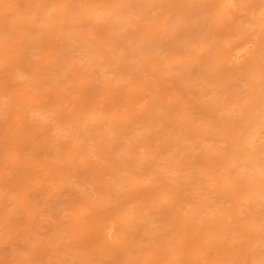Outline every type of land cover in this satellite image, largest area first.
Wrapping results in <instances>:
<instances>
[{
  "label": "bare ground",
  "instance_id": "6f19581e",
  "mask_svg": "<svg viewBox=\"0 0 264 264\" xmlns=\"http://www.w3.org/2000/svg\"><path fill=\"white\" fill-rule=\"evenodd\" d=\"M15 1L13 0H11V2L10 0L6 1V2H9V4L11 3L13 5H9L8 3L6 4L5 2H3L5 4L3 5V3L0 2V50H2L3 52V49L6 46L5 41L9 42V40L12 38L14 39L15 42L17 41L18 43L17 47L22 48L23 50L26 48L34 49L37 45L41 43H42V48L40 49L39 47H37L36 48L37 51L35 50L36 52H32V54L39 56L38 60H33L34 55L32 56L31 54L28 55V52H27L28 56L27 55L24 56L22 51H19L18 53L15 51L14 53H17V54L14 55L12 53L13 57L11 59L7 57L8 59L5 58L6 63L5 64L1 63L2 75L0 77V120H3V122L6 120L8 121L4 123L2 127H0V130L4 127V129H8V132H9V129L10 130L12 129L13 131L10 134L7 133L8 135L6 134V136H4L3 138L0 137V169L2 168L5 169L3 170L4 171L3 174L7 173L6 171L7 168L9 169L8 172L10 173V171L15 168H16L15 170H17L18 168L17 166H20V165L24 166V169L30 170V172L26 175V177L24 174L27 173L26 172L27 170H24L25 173L21 174L22 176L24 175L23 176L24 178L18 175L20 176V180L22 181V182L21 181L19 182L23 183L21 184L17 181V183L20 184V188L14 184V182L17 180L15 179L16 177H11L10 181L5 180V182H1V181H4L2 179H5V178H2V179L0 178L1 185L3 186L1 187L0 185V194L2 195V196L0 195V204L2 206V202H3L4 205L5 204L7 205L8 209L12 207L13 209L12 208L11 209L13 211L11 210V213L15 214V217L18 216V218L16 219L13 218L14 216L11 213H9L8 210L6 209V205H5V208L0 207V214H1L0 215L1 216L0 217V235L1 237L2 235L5 236L6 238H4V240L5 239L7 240L6 241L7 245L4 247V249L6 250L10 245L12 246V247H9L12 249L10 250L7 249L6 252L8 251L7 253L14 254L13 256L10 255L13 257V259H14L15 254L17 253L18 254L16 256H19L21 258V256L19 255L21 251L19 250L20 249L19 247L24 245V242H28L27 245L29 244V246L25 248L26 247V244H25L24 247H21V248L27 249L26 250L27 253L29 252L28 251L29 248L31 249V251H33L32 246L35 245L36 240L37 241H39V239L41 240V238L39 239L36 238L38 236V235L36 236V234L39 233L38 230H40L38 227H40L42 233L44 231V234L47 235L46 236L48 237L47 240L49 239V237H50L49 241L52 240L51 245H53L55 241L57 242L61 240V242L59 241L57 243L58 245L56 246V250H55L56 256L53 251L54 257H52L53 255L50 250H49L50 253H48L49 255H46L47 253L45 251L46 249L44 248V246L45 247L47 246L44 245L45 243H43V241L42 242L40 241V243H43L44 245L43 247L38 245L39 243L36 242L37 245L40 246L39 248L42 249L41 251L43 252L44 250V254H43L41 253V251L39 252L40 249L37 250L34 248L35 251L37 250L36 253L38 252V254H40L41 257H45L43 258L44 260L40 258V260H43V261H45V259L46 260L49 259L51 256L50 259L55 262H56V259L59 260L63 258L64 260L73 262V264H75L76 262L77 264H81L82 262H85V264H235V263L247 264V262H252L256 258L255 263L253 261V264H263L264 263V247L262 249H259L261 250V252H259L260 256L255 254V252H257L256 251L257 248H254L250 252H248L249 257L247 261H241V257L239 256L238 257L232 256L234 255V253H232V251L234 250L230 245H227V242H226L227 241L226 239L229 238V236H226V235H229V233H225L224 231L219 232L217 230L222 225L217 226L216 225L217 223L213 222L215 219L211 218L209 215V214H212V216L215 217L217 211L216 210L212 211V209H209V207H211V203L204 201V199H206L208 196H211V192L213 191L215 187L223 188L224 191L226 189H230L228 192H225V197H224L225 202L227 203V204L224 203V210H226L225 219L227 220V223H231L235 220H237V222L238 220L239 222L240 220L241 221L245 220L244 222H246L248 217L253 218L252 222L256 221L254 215H256L255 213L257 211H260V209H262L259 204V200L261 201V199L264 198V184H262L261 182V178L262 176H264V156H261V154H264V149H260L258 151H256L255 149L257 148L256 140L257 142H259L258 147L260 146L261 143H264V140L260 139L261 136H264V131L261 132V129H263V125H261L260 122L257 121L253 117L254 119H252V122H250L246 126L245 124L246 116L244 114L243 117L240 118L242 120L239 122L240 124H238L239 128L237 129V125L235 126L237 129V133L233 137V144H234L233 147H236V149H235V152L231 153V151L233 150L232 148V150H230L231 155H228L229 157L228 159L227 158L226 159L227 161L230 162L231 165L232 163H235L237 168H243L247 166L249 163H254L253 165L254 168L251 172L254 174L241 176V178L245 181L244 185L242 184L240 185V187L235 186V183L237 182L236 181L237 178H234V177L232 178L230 176V172H229L230 164L228 163H227L228 165L223 164L222 166L215 168L216 162H214L213 160L209 158L204 160L206 166L203 168L204 169L203 174L205 175V177L204 179H201V175H196L193 172L191 173L189 172V169L192 165H193L191 167L192 170L194 166L198 165L197 162H194L196 163V165H194V163L189 164L188 162L191 161L189 160L191 158L189 159L187 158L189 161L187 162V159H185L184 162L186 164H184L183 162H180V159L176 160V158L172 159L171 157L172 155H174L173 149L175 151L178 145H180L178 143L181 141H184L185 143L183 144L182 142L181 144L183 145L181 146L187 145V147L189 148V145L190 147L192 145L194 146L195 144L197 145L198 141L195 140L196 138H200L199 141H202L203 139L205 140V138H207L208 140V137L205 136L208 132V131L206 132L207 129H205V132H203L204 133L203 134L201 129L198 130L201 127V125L200 127H197L199 126L198 124L193 125V123L190 122V117H191L190 115L191 114L193 115V112H191L192 106L191 104H189V102H192V101H190L189 98L185 99L186 93H185V96L182 95L179 89L181 80L178 81V78L180 79V76H182L186 72L184 70L188 69L187 71L189 72L190 70L193 69V67L192 68L189 67L191 63L190 64L188 63L189 68L185 67V69H183V67L186 66L185 63H187L185 62L186 60L184 59V63H182L181 61L182 59H180L179 56L177 57V54L175 53L176 51L173 50L171 51L172 52L171 53L169 48L168 47L166 48L168 44L164 43L165 46L163 47H165V49L169 51L168 53H171V56L174 53L173 56L175 55L176 57L175 58L176 64L174 63V65L172 66L173 64L172 62H174V59H173L174 57L172 56L173 58H171L170 54L165 52L166 56H169V59L171 61L170 62L168 60L171 64V65H168V66H171L170 70L173 67L176 68V70L180 69V68L177 69V67H175L177 66L179 61H181V63L185 65L184 66L181 65L182 69H180V73L183 72V74L181 73L182 75L179 73V71L178 72L176 71L177 73L180 74V76L179 74L177 75V73H174V74L170 73V75L162 74L163 72H161L162 70H160L162 68L160 67L161 65L163 66V64L164 65L166 64L165 63L166 59L162 64L159 63L158 65V62H156L154 59H156L155 56L159 53L156 52L157 54L156 53L154 54L153 53L154 51H153L152 52L153 54H150L151 53L150 51L149 53L147 52L148 50H150L149 48L151 47V45L149 47V44H154L152 39L156 40L155 37L157 35L156 33L158 32L157 30L154 29L155 30L154 31L152 29L151 31L150 29L148 33H144L145 31L141 29L142 27L140 25L141 20L134 19L133 21H131V24L133 23L134 25L132 26L133 27L136 26L134 27L136 29H132L133 27L130 29V24H129V26H125V30L121 29L122 31L120 30V28L122 27L118 26L119 31H117L116 25L118 21L115 22L116 23L115 25L114 20H121V17L123 16L121 15V12L124 10V8H122L120 5L122 4L120 3L121 0L120 2H118L119 4L118 6H120V8H116L117 4H115V5H112V7L110 6L107 7L106 5H103V6L100 5L102 8L100 7L96 10L91 9V14L93 13L94 15L95 13V19H97V21H99L100 19L99 23L96 22V20L94 21L90 19L92 15L87 16L89 17V19L87 18V20L84 18L88 10L87 8L86 10L84 9L85 10L84 11L85 14L83 13L84 16L82 14L80 15L81 12H79V14L78 12L76 13L77 15L76 20H74V15L73 16L71 15V13L73 14L72 11H75L73 7H75V5H77L79 2L84 7H88V6L92 7L94 3H96L97 0H64V1L62 0V2L60 3L61 5L59 4V7L56 8L55 10V12L58 10L57 11L58 13L57 12L56 13L59 15L55 13V16L57 15V17H61L60 20L57 22V19H58L57 17H56L57 19H51V16L49 15L50 17H48V19L46 18V21L41 25L42 27L38 23L40 21L39 17L42 16L43 14L42 12L44 11L42 9L44 8L46 10L47 9L46 4L49 3L51 7L54 2H58L57 0L56 1L47 0L48 3L45 1L46 3L45 5H43L39 1L40 2L39 4H34L33 6L30 7L29 12H28L29 15L26 17L24 16L23 19H20V18L17 19L18 14H20V12H23V11L22 9L18 8L20 6H18V3ZM25 1L26 2H24V4L26 5L27 3L26 5V8H27L30 0L29 1L25 0ZM123 1L125 2V0ZM155 1L158 2L159 0H150V2H146L144 4H141L140 6L147 7L150 4V9L148 10L144 9L146 13L147 12L151 13L150 10L157 8V6L162 10V6L160 7L161 2H160V5L159 4L156 5ZM207 1L210 2L211 4L217 5L219 9L221 10L220 14L217 16V21L220 24L218 25L219 28L227 26L229 23H232L233 21H235L237 17H241V16H246V18H244L243 20H247V18H250L254 20V22L257 24L256 27L252 28L244 35L242 34L243 35L242 37L239 36V38L241 37L240 39L235 40V41L233 40L229 41L228 39H224L222 43H220V46L222 49L220 50L222 63L226 62L227 66L231 68L233 67V65L234 67L237 66L236 68L242 67V66L245 67L254 62L255 58L258 56L259 50H260V54L261 53L264 54V48H261L262 44L264 43V33L262 34L260 33V31L262 30L264 31V0L257 4H253L251 6L250 5L243 6L240 4L239 0H207ZM80 3L79 5H81ZM127 3H124V4L126 5ZM31 4L33 3L30 2V5ZM134 4L136 3L134 2ZM79 5H77V9L75 8L77 11H78ZM125 5H123V7L126 8ZM129 6H131V4ZM135 7L136 6H131L129 9L132 10L133 8L135 9ZM109 8L111 10L110 12L108 11ZM50 9L51 8L47 10L50 11ZM40 10H41V15L39 16L38 11ZM52 10L50 13H52ZM82 10L83 9H81V11ZM130 10L128 11L130 12ZM158 10L156 11L158 12ZM161 10L159 12H161ZM164 10L166 12L168 9H163V11ZM144 11H140V12L138 11V12L141 15L145 13ZM124 13L126 16L127 10ZM44 14H46L45 11H44ZM87 15H90V14L88 13ZM104 15L106 17L105 19H104ZM149 15H147L148 18L149 17L151 18V15L150 16ZM154 15L157 16V14H154ZM159 16H161V14H159ZM123 17L122 19H124ZM70 18H72V21L71 20L69 21ZM44 19L45 18L43 17L41 18L42 22L44 21ZM103 19H104V22H103ZM83 20H85V23L93 22L92 29L95 35H93V37L92 36L88 37L87 41L83 43H80V42H76L75 44L69 43L72 47L71 49L66 50V47L63 48L67 52H65L63 49H61V51L62 50L64 51L63 53L61 51H58L60 47H63L59 45V44L62 45L61 40L63 41V39H60L59 44H58L57 43L58 38H56V36L55 37L52 36L51 31L54 33V35L57 34L56 32H58V35H60L59 28L61 26L62 28L66 27L65 31H71L72 29L76 28L78 25H81ZM162 20L164 21L165 19H162ZM121 21H120L121 25H126V23H124L123 21L121 22ZM127 22H130V20H127ZM146 22H148V20H146ZM162 23H158V26L159 24H162ZM147 24L145 23V25ZM163 24H165V22ZM58 25L60 27H58ZM149 26H152L153 28V25H149ZM177 27L179 28V26ZM145 29H146V26H145ZM173 29H177L176 26L172 28V30ZM40 30H43L46 36H48L47 35L48 33H51L49 34L51 36L46 37L45 34H42L43 32L42 33L40 32ZM140 30L141 32H143L142 37L144 38L145 36V39L144 41H142L141 38L139 39L143 43L145 42L147 44L146 46L145 44L143 46V43H140L137 37L138 35L141 34V32L140 33L138 32ZM180 30H178L179 34L181 32ZM113 31H115L117 35L116 34L112 35ZM135 31L139 33L138 35H133V36H136L137 38L133 36L130 37L129 35L136 33ZM71 32L73 34L71 36L75 38V40L79 38L77 36L78 34L75 33L76 31L75 32L71 31ZM159 32H158V35H159ZM68 33L66 32L67 35H69ZM84 33L87 34V31L84 30ZM62 34L64 35L65 32L61 33V35ZM124 34L126 36H124ZM160 34H162V31ZM158 35H157V40H158ZM42 36H45V40H43ZM163 36L165 35L162 34V38ZM171 36L172 35H170L169 37ZM173 36H175L174 33H173ZM39 37H41L43 41H41ZM66 37L67 36H65L64 38ZM169 37L168 39L166 37L167 40H165L164 42L169 41V45H171L172 41L169 40ZM182 38L180 37V40ZM65 40L67 41L68 39L67 38L64 39L63 42H66ZM157 40L155 42H157V44L159 45L158 47L164 45L161 42L162 41L161 39H160L161 41L159 40L160 42ZM81 41H84V40H81ZM122 41L123 43L124 42L127 43V46L128 44L129 45L131 44V46L125 47L126 44L125 43L123 44ZM85 43H93L95 44L96 47L93 48L92 50L90 48H78L79 46H82V44H85ZM137 43H140V45ZM114 44L116 45L118 54L119 52L121 53L122 51L121 49H124V51H122L123 53L125 51L131 52V53L127 52L129 56L132 57L131 59H133V55L141 54L142 57H139V60H142L143 57L145 58L147 56V53L148 55H151V57L154 55L155 58L148 57L150 59L143 60L141 66H138L139 69L135 70L136 66L133 69L130 68L127 73L125 72L126 76L124 74L125 77H123L122 73H123L124 66H122L123 64L118 62L119 59L121 58L119 59L117 58V56H119L120 54L119 55L115 54L116 53V51H114L115 48L112 46ZM138 45L142 47L136 48ZM39 46L41 47V45ZM152 46L154 48L156 45H152ZM51 47L55 49H52ZM38 49H40V51ZM73 50H76L79 53H81L83 57L84 56L90 57V58H87L88 59L87 61L90 60V62L87 63V68H89L87 69V71L92 70L91 71L92 74L94 72L96 73V70H97L96 65H95L96 63L99 66L101 65L98 68V71L100 70L103 76L100 75V77L106 76L102 73V70L106 72L107 74L109 73L108 75L111 77H113L110 74L111 71L115 70L116 74L117 72L120 73L115 76L116 80L118 77L126 78L127 83L125 84L123 83L124 90L122 89L123 91H125V93L121 89L118 92V95L120 94V91H121L125 94V95L123 94L122 96L124 97L126 96L125 99H122V96L120 98V95L118 96V99L120 98L121 100H123L122 102L123 104L119 100L117 101V99L114 100L115 93L114 94L111 93L112 96L114 95V99H113L114 102H112L113 100H110L111 99L110 96L109 97L105 96L103 97V99L99 97L100 98L99 99L98 96H99L100 91H102V93L104 92L106 93L105 89L109 90L110 88L105 87L104 89L105 91H103L104 87L97 88V87H94V85H90L91 82H89V80L91 79V77H86L87 81L89 82V83H86V84H89L88 87H86L85 81H82L83 80L82 78L84 77H82L80 81L77 80V77H79L78 75H80V72L76 71L79 73H75L74 71L75 69L72 66L70 68L66 66L67 64L72 65L73 63L71 64V60L73 62L74 58L76 60ZM4 53L2 55H4ZM66 53L69 56V57L66 56L67 58H65ZM63 54L65 55L63 56ZM114 54L116 55L115 56L116 58L113 57ZM260 54H259V58H261L260 56H263ZM120 56L124 57L122 53ZM71 57H73V59H71ZM112 58L117 59V61H111ZM177 58H179L180 60L177 61ZM81 59L82 57L80 58V60ZM0 60L4 61L2 58ZM82 60L84 61V59ZM135 60H137V58ZM76 62L78 61L76 60ZM76 62L74 63L76 64ZM169 62H167V64ZM181 63H179V65ZM77 64L76 66L77 68H79ZM88 64H90L89 67H88ZM111 64L114 65V68L112 67L113 65L111 66ZM91 65H95L93 67H95L96 70H93V67ZM132 65H135V64L132 63ZM81 66H85V65H81ZM80 68L82 69L84 67H80ZM80 68L79 70H81ZM85 68L83 69L84 71H86ZM205 70L206 69L202 68V72H203L202 74H205L209 78L210 76L207 75ZM84 71H81L82 72L81 75L85 73ZM165 71L167 72L169 70L167 69ZM91 72L89 73L90 75H91ZM146 73L150 74L151 76L154 75L153 77L155 78L157 75L159 76V78L157 77L155 80L157 82H155L154 87H151V84L149 83V81H146V79H144L143 76H145ZM96 74H97V77H99L98 76L99 74L98 73ZM96 74H94V76ZM187 74H186L187 77L185 79L186 84H185V81L181 82L182 90L183 88H185V85L190 86V83L193 81L192 79L195 78V76L192 75V73H190L189 76L190 77L192 76L193 78H191V80L188 81L189 78ZM94 76L92 77L94 78L93 81H95V77H96ZM184 78H181V79L183 80ZM202 78H203V75H202ZM71 79L72 80L75 79V82L73 83ZM153 79H150V80L152 81ZM122 80L120 79L119 82L121 83ZM194 80H196V83H197V80H198L197 76ZM205 80H208V79H205ZM213 80H215V78ZM176 81H178L179 84ZM111 83H114V82L110 81L109 85ZM156 83L158 84L157 89H156V85H157ZM203 83L204 82L202 81L200 85L201 88L205 84ZM116 84L118 85V83ZM198 84L200 83L198 82ZM109 85L106 84L107 87H109ZM110 87L113 88V86L111 85ZM80 88H83V90ZM198 89L200 90V88ZM187 90L189 92V88H187ZM210 90L212 91V88ZM11 92L13 94L15 93V95L10 96ZM211 93L213 96H216V97L219 94V92H211ZM221 94L223 95L225 93H221ZM232 94L235 95L236 92ZM102 95L103 94H101V96ZM198 95H195V96L197 97ZM222 95L221 97L218 95V98H215L213 96L208 97L210 99L215 98L214 99L215 104L213 101H212L213 103L210 100L208 101L213 106H215L218 102L222 101L221 99L224 96ZM196 97H190V98L195 102ZM208 98L205 97L206 100ZM234 98L236 99V96ZM106 99H109L110 102L112 103H109V105H107L108 102L106 103ZM25 104L26 106H24ZM205 104L206 106L205 105L204 107L202 106L201 109L207 110L206 107L208 105L207 103ZM116 105H119V107L123 106V108H126L125 110H127L128 115L124 116L125 111H123L124 114L122 112H118V108L116 107ZM218 105L219 104H217V106ZM152 108H154L157 111V114L153 112V114L155 113L156 116L153 114L151 116V114L148 113L149 111L152 112L154 110V109L150 110ZM246 110L248 109H245V111ZM147 113L150 116L147 115ZM10 114H13V116L12 115H11L12 117L7 116ZM202 114H205L206 118L209 116L208 118L213 119V117H210V115L206 111L205 113H202ZM263 114H264V111H263ZM118 115H120V117L123 115V117L118 119L119 118ZM252 115L253 114H251V116ZM191 120H192V117H191ZM215 121L213 120L214 123ZM224 121L226 122V119ZM8 122L9 123L12 122L14 124L10 123L9 127H7L6 125L9 124ZM152 122H155V123H152ZM154 124H155V127L152 126ZM121 125H123V127H121ZM148 125H150V127ZM195 125L197 126L195 127ZM211 125H213V123L209 124L208 126H211ZM142 127L143 128L146 127V128L143 129ZM153 127L155 129H153ZM121 128L123 129L125 128L124 130L126 131L121 132ZM202 128L204 127L202 126ZM60 130L63 131V134L65 133L64 135L66 136L65 139L62 137L63 135L60 132ZM137 130L138 131L142 130V131L138 132ZM132 131L135 132L136 135L138 134L137 135L138 138L136 135H134ZM20 132L22 134L23 132L26 133L29 138L33 136L35 139L39 138L40 140H38L37 143L34 142L35 144L25 145L24 140L26 141H29V140L27 139V135L26 137L24 135L26 139H24V137L22 138L21 136H20L21 138H18L19 137L18 135ZM59 132L62 135L61 137L64 140L60 138ZM125 132L127 133L126 135H128L129 133L130 136H132L131 134H133L136 137L128 136L127 138H129V140L127 139L126 141V142L129 141L128 143L126 142H124L123 144L117 143L118 142L117 139L119 140L122 139L121 135H123ZM178 134L180 136L183 135V138L179 139L180 136L179 138H177ZM174 135H176V137ZM139 137L143 141H141ZM150 137L152 139V140L150 139L151 141H149ZM32 138L30 140H32ZM101 139H105L106 141H103ZM163 139H165L166 143L165 141H163ZM223 139L224 138H219V141L221 140L223 141ZM185 141L188 143H195V144L188 145ZM204 142H207V141L205 140V141H202L201 143H204ZM37 144L39 146H37ZM117 146H120V148L122 147L123 149L126 148L127 153H128V150H130L129 152H132V153L135 151L134 155H135V159H136V156L138 159L136 164H138L139 171H137L136 168L131 169L132 163H130L131 166L128 168V165L130 164H127V168L128 170L129 169L131 170V173H129L128 170H125V171H128L127 173L125 172V175L122 173V170L120 168L121 167L126 168V166H123V164L120 161L114 162V160L116 159L117 161L118 158L116 157L113 160L112 157H114V155L116 154L120 159L121 155L124 156L123 153L125 150L123 151L122 149L121 150L118 149L120 152L115 153L116 151H118L116 149ZM193 146L192 148H195ZM22 147L24 149L29 148L30 152L28 153ZM184 148L186 149V151L185 149H183V147L181 151L183 150L185 153L188 151L194 150L193 151V153L195 152L194 157L200 154L201 152V151H198L199 152L198 153L196 151L198 150L197 148L196 149L190 148L191 150L186 147ZM113 149L115 150L114 152L112 151ZM136 149H139V150H136ZM22 150L26 152L24 154L18 153L19 151L23 152ZM119 153L120 154L122 153V154L120 155ZM132 153H131V156H133ZM182 153H180V155L179 153L175 155L180 156V157L182 156L187 157L188 154H190L189 152L188 154H185V155H183ZM193 153L190 155L193 156ZM103 154L104 155L106 154L105 155L106 157L109 154L110 156L108 155V158L109 157L110 158L107 159L106 157H104ZM96 155L98 156L103 155L102 157L106 158V161L103 162L104 164L102 162H99L100 159ZM125 156L126 158L131 157L128 154ZM125 156L123 157V160H125ZM25 157L29 158L30 165L32 163V166L29 165V168L27 166H26L27 168H25V165H22L20 163V161H22V159ZM96 157L98 158V160ZM168 157H169V160L166 161L164 158L168 159ZM200 157H198V159H200ZM92 158L93 159L96 158V160L93 162ZM154 158L157 159L158 162L155 161ZM194 159L191 162L195 161ZM212 159H214V157H212ZM111 161L113 163H111ZM69 162L70 164H68ZM156 162H157V166L158 165L161 166L162 164H163L162 166H164L163 168L162 166L159 167L162 169V171H158V170H157L158 172L156 171L159 174L162 173L163 171L168 172L170 170L171 171L169 174H171L172 169L176 170V171H173L176 174H178L177 172H181L180 170L184 169L182 170L184 173L185 168H188V171L186 169V173L188 172L187 174L189 175L184 173L183 176H180V174L179 175L174 174L175 177L173 176V181L175 179L176 181L175 183L179 184V186L174 184L175 187L177 186L176 188H179V192L175 188H173L175 190L174 192L165 191L167 190L168 185L170 187V183H166L167 180H169L167 179L166 174L168 178H172L168 175V173H165V174L162 173V175L163 174L165 175L163 180H161L160 178H162L164 175L160 177L158 174V176L160 177V178H157L156 176L158 181L155 180L156 179L154 177L155 174H153L154 176L151 175L152 172H154V169L153 168L151 169V167ZM199 162L202 163L203 161L200 160ZM22 163L26 164V162H22ZM105 164H107L106 167H105ZM116 164H119V165H116ZM207 164L209 165V167ZM200 165H203V164H200ZM113 167L115 168L120 167V168L118 170H114V171L112 170L113 172L109 171L108 168L112 169ZM88 169L89 170L91 169V170L89 171ZM198 169L199 168H197V170ZM232 170L234 169L232 168ZM14 171H12L11 174ZM137 173H142V175L147 173V176L149 175L150 178L153 179V181L154 180L156 181V183L154 184L155 186L152 185L153 181L152 182L150 181L151 183H149V180H151L149 178H148L149 180L147 179L148 181L147 183L146 181L143 182V180L145 179L141 178L142 175L136 176L135 174ZM82 174H85L83 175L84 176L83 178L81 176ZM106 174H108L109 176ZM104 175L108 176V178L106 177L107 178L106 179ZM185 175H187V177ZM85 176L86 177L88 176V177L86 178ZM134 176L138 177L137 179L142 180L141 181L142 184L145 183V185L147 186L145 189L144 184L142 185L140 184L141 183L140 181L138 180L136 181V183L138 182V184H140L142 192L141 190L138 191L136 188L135 190L137 191L135 192V190L133 191V188L130 187V184L131 185L134 184L132 185L134 187L137 185L136 183H133L135 179ZM177 177H178V180H177ZM129 178L131 179L130 184L129 186H127L129 183ZM165 178L167 180H165ZM198 178H199V181L201 182L195 180V179L198 180ZM164 180H165V183L168 184L165 187L164 185L166 184L164 183ZM181 181L187 182L186 184L191 182L192 185L191 184L188 186L186 185V187H184L185 186L184 185L182 187L180 185ZM195 181L197 182L196 184H195ZM204 181H207L208 184L211 185L209 189L206 191V194L204 193L203 187H202V183ZM26 183H27V186L25 185ZM157 183H160L161 186L160 184H157ZM156 184L159 186L157 187ZM10 185L11 186L13 185V187L11 188L9 187L10 189L8 188L6 190V187ZM23 185H25L24 186L25 189L21 188ZM89 186L92 187V189H90ZM203 186L205 189H207L208 187L207 185H203ZM84 188H89L90 191H83L82 193H80V191ZM123 188L125 189L130 188L129 189L130 191L129 190L128 191L135 192V194L131 193L132 195L131 196ZM158 189L164 190L165 196L161 197L162 195L161 196L159 195L160 192L159 194H156V192L154 193V191ZM185 190L189 191V193H186L187 194L186 196H184L185 195L184 193L187 192ZM36 191L38 192L36 193ZM181 192H182V196L180 195L181 196L180 198L179 194H181ZM24 193H27L26 194L27 198L25 197L26 195ZM145 193L146 194L148 193V194L146 195ZM21 194L22 195L24 194L25 196L24 195L23 196L25 198L23 199L22 197V201L21 200L20 201L26 204L24 200L25 199L29 200V201L25 200L26 202H28L29 205L31 203V205L28 206L29 208L28 207L26 208L23 205L20 207H17L19 206L17 204H20V205L23 204V203H20L19 200H18L19 202L15 204V201H17L16 199L21 198L20 197ZM153 194L154 195L156 194V196L158 195L157 196L158 199L156 197L157 200L154 199L155 197ZM171 194L173 198L174 196H176V194L179 196L178 198L180 199L178 200V202L175 201L177 199H174L173 202L172 200L171 201L169 200L171 198L169 195ZM28 195L29 196L35 195V198L34 196L29 198ZM227 195L230 198H232V200L229 199V197L226 198ZM3 197L6 198L5 201L3 200ZM39 198H42V200L39 201L40 200ZM13 200H15L14 203H13ZM33 200L36 201L35 202L36 205ZM7 202L13 206H8L9 204H7ZM201 202H203L205 205H203ZM14 205L16 206V208H14ZM23 207L27 209V212L25 209H23L22 211L21 208ZM30 207H33V209L31 210L32 212L29 210ZM17 208H20L21 210H18ZM14 209H17V211H15ZM34 209L36 210V213ZM74 209H75V212L80 210L77 216H76L77 212L75 214L73 213L74 215L72 214L76 219L69 217L71 216L70 215L71 211H74ZM6 210L8 213H6ZM24 210L27 216L25 217L23 215L24 216L23 218L21 214L20 215L22 217H20L19 213L24 214ZM3 212L5 213L4 214L5 217L3 215ZM19 217L23 220H21ZM82 218L88 219L87 221L88 226L90 223L92 226L95 227V230H96L95 232H97L96 233L97 235L95 234V232H94L95 235L93 234L94 230L89 229V233L91 232L93 236H96V238H99V240L101 239L102 241H104L105 249H103L104 248L103 246H102L103 248L101 249V247L98 246L101 244L97 243V246L93 245L89 249L90 250L89 252L83 253L82 250L80 251V249L84 247L83 246L84 244L79 239H76L75 241L73 239H69L68 233H71V230L68 227L69 223H72V222L75 223L77 222V220L79 222L80 219ZM18 220L22 222H18ZM11 221L13 222L11 223ZM18 223L19 224L22 223L23 226L20 225L22 226V228L19 230L20 233L19 232L15 233L18 231V227H17V231H15L16 226L19 225ZM178 223H180L181 225L178 226L179 225ZM32 224L37 228L36 232L35 231L33 232V230L35 229H33ZM263 224H264V220H263ZM246 225L247 226L249 225L248 229H250V232H252V234L255 235V234L261 233V231H258L255 229L256 227H254V225L253 227L250 226V223ZM24 226H26V228H23ZM45 226H46V230L43 229ZM245 226L240 225L238 232L242 231L243 228L246 229L247 227ZM33 235H35V239H36L34 240L35 242L33 241L34 239ZM221 235H225L226 238L225 236L221 237ZM30 237H33V238H30ZM38 237H42V236H38ZM28 238H30V240L32 239L34 244L31 243L30 240L27 241ZM90 238H91V242L93 243L91 236ZM93 240H95L94 241L95 243L98 242L96 241L97 239L93 238ZM223 240H226V241L223 242ZM77 241H78V244H77ZM260 241L264 245V238H262ZM59 243H61L62 245ZM47 244H50V243H47ZM54 244L56 245V243ZM259 245L261 244L259 243ZM97 247H100V248H97ZM14 248L16 252L15 250L13 251ZM47 248H52V246L50 247L48 246ZM53 248L55 249L54 246ZM54 249H51V250H54ZM83 250L85 251V248ZM10 251L12 252L10 253ZM21 252L24 254L23 251ZM30 252L28 255L25 256L26 259L30 258L31 256L30 254L32 253ZM93 254H95L97 259H95L93 256L92 258H94V260L93 259L90 260V257ZM96 254L97 255L100 254L101 257L98 258ZM58 255L61 256V258L60 257L57 258ZM87 255L89 256V258ZM35 256H37V254H35ZM75 256L76 258L78 257L77 260L76 259L74 260ZM19 257H16L14 259L15 261H13V259L11 262L7 261V264H21L20 261L18 262L16 261L17 258H18L17 260H19ZM71 257L73 258V260L71 259ZM260 258L262 259L261 261H260ZM50 259L49 261H47V263L48 262L52 263ZM88 259L89 261H87ZM8 260H11V258L8 257ZM40 260H37V261H40ZM21 261H22V264L26 263L23 257ZM59 261H60V264H65L63 262H66V261L62 262V260H59ZM45 262L43 263L41 262V263L45 264ZM33 263L34 261H32L30 264H33ZM36 263H39V262H35V264ZM54 264H57V263H54Z\"/></svg>",
  "mask_w": 264,
  "mask_h": 264
},
{
  "label": "rangeland",
  "instance_id": "374dc122",
  "mask_svg": "<svg viewBox=\"0 0 264 264\" xmlns=\"http://www.w3.org/2000/svg\"><path fill=\"white\" fill-rule=\"evenodd\" d=\"M7 1V0H6ZM5 0H0V2H5L6 4L8 3L9 4V2H6ZM9 1V0H8ZM13 1H15V0H13ZM29 1V0H28ZM43 4V5H45L46 3H45V1L47 2V0H30V2H32L33 4H31L30 5V2L28 3L29 5L27 6V8H26V5H27V3H26V5L24 4V2H26L25 0H17V1H15V2H17L18 3V6H20V7H18V8H20V9H22V11L23 12H20V14H18V16H17V19L18 18H20V19H23V17L25 16H28L29 15V9H30V7L31 6H33L34 4H39L40 2ZM43 1V2H42ZM54 1H56V0H54ZM53 1V2H54ZM58 2H54L53 3V5L50 7V4L48 3V4H46V8L49 10V8H51L50 9V11H48L47 9L45 10L44 8L42 9V10H44L45 11V13L46 14H44V11L42 12L43 14H42V16H40L41 15V10L40 11H38V14H39V16L42 18H45L44 19V21L42 22V20H41V18L39 17V24H40V26L46 21V18L48 19V17H50L51 16V19H57V22L60 20V18L61 17H57V15H59V14H57L58 12V10L55 12V10H56V8H58L59 7V4L62 2V0H57ZM64 1V0H63ZM98 1V2H97ZM96 1V3H94V5L92 6V7H90V6H88V7H84V6H82V4L81 5H79V3L77 4V5H79V7H78V11L76 10L77 9V5H75V7H73L74 8V10L76 11H72L73 12V14L71 13V15L73 16L74 15V20H76V13L78 12V14H79V12H81L80 13V15L82 14L83 15V13H84V11L86 10V8L88 9L87 10V13L85 14L86 16H84V18L87 20V18L89 19V17H87V16H91L90 17V19L91 20H96V22H100V19H99V21H97V19H95V13H94V15H93V13L91 14V9H94V10H96V9H98V8H100L101 6L100 5H106L107 7H112V5H115V4H117V6H116V8H120V6H118L119 4H118V2H120V0H97ZM123 0H121V2L120 3H122V4H120L121 5V7L122 8H124V12L127 10V13H126V16H125V13L122 11L121 12V15H123L122 17L124 18V19H122V17H121V20L124 22V23H126V25H121V23H120V21L121 20H114V24L116 25V21H118V23H117V31H119V29H118V26H120V27H122V28H120V30L121 29H124L125 30V26H129V24H130V29L133 27L132 25H134L133 23L131 24V21H133L134 19L135 20H141L140 21V25H141V29L143 30V31H145L144 33H148L149 31H150V29H151V31H152V29L154 30H157L158 32H159V35H158V32L156 33L157 35H158V40H157V35H156V40L157 41H159L160 39L162 40H160L163 44L164 43H167L168 45H169V41H166V42H164L165 40H167L168 39V37L170 36V35H172L171 37H169V40H171L172 42H173V40H174V42L172 43L171 42V45H167L166 46V48L168 47L169 48V50H170V52L171 51H173V50H175L176 52V54H177V57L179 56L180 57V59H182L181 61H182V63H184V59L186 60L185 62H187V63H185L186 64V66H184L182 63H181V61H179L178 62V64H177V66H175V67H177V69L178 68H180V69H182V66L181 65H183L184 67H183V69H185V67H188V63L190 64L191 63V65H193V66H191V65H189V67H193V71L192 70H190L189 72L187 71V70H184V71H186L184 74H183V72H181L180 73V69H178V70H176V68H172L171 70H170V68H171V66H168V65H171L170 64V59H169V56H166V53H168L169 51L168 50H166L165 49V47H163V46H165V44L164 45H162V46H160V47H158L159 45L157 44V42H155L156 40L155 39H152V41H153V43L154 44H149V47H150V45H151V47L149 48L150 50H148L147 52L149 53V51L151 52L150 54H155L156 52L157 53H159V54H157L155 57H156V59H154L156 62H158V65H159V63L160 64H162L164 61H165V59H166V61L167 62H169L168 64H167V62L165 61V65L163 64V66L161 65V67L160 68H162V69H160V70H162L161 72H163L162 74L163 75H170V73L171 74H174V73H177L178 71H179V73L183 76H180V74L179 73H177V75L179 74V76H180V79L178 78V76H177V78H178V81L179 80H181V82H184L185 81V79H186V74L188 75V81H190L191 80V78H193L192 76L190 77L189 76V74L190 73H192V75H194L195 76V78H196V76H197V83H196V80H194L195 78H193L192 80V82L190 83V86L188 85H185L186 84V81H185V88H183V90H182V86H181V82H180V87H179V89H180V92L182 93V95H184L185 96V93H186V96H185V99H187V98H189L190 99V101H192V102H189V104H191V106H192V110H191V112H193V115L191 114L190 116L192 117V120H191V117H190V122L191 123H193V125L194 124H198L199 126H197V125H195V127L197 126V127H200V125H201V127L198 129V130H200L201 129V131H202V133L203 132H205V129H207L206 130V132H207V134L205 135L206 137H208V140H207V138H205V140L207 141V142H204V143H201L202 141H205L204 139L202 140V141H199L200 140V138H196L195 140L196 141H198L197 142V145L195 144V143H188V142H186L188 145L189 144H195L193 147H195V148H192V146L190 147V145H189V148L187 147V145L185 146H181V145H183V144H185L184 143V141H181V142H179L178 144H180V145H178V147L176 148V150L174 151V149H173V154L174 155H172L171 157H172V159H174V158H176V160H178V159H180V162H183L184 164H186L185 162H184V160L185 159H189V158H191V159H189V160H193L194 158V160L195 161H193V162H188L189 160L187 159V162L189 163V164H193L194 162H197L198 163V165H196V163H194V165H196V166H194L193 167V170L191 169V167L193 166H191L190 167V169H189V172L191 173V172H193L194 174H196V175H201V179H204V177H205V175L203 174L204 173V167L206 166L205 165V162H204V160H206L207 158H209V159H211V160H213L214 162H216V165H215V168H218L219 166H222L223 164H226V165H228V164H230V162L229 161H227V159H228V155H231V153H233V152H235V149H236V147H233V137L235 136V134L237 133V129L239 128V126H238V124H240L239 122L242 120V119H240L241 117H243V115L245 114V116H246V120H245V124H246V126L250 123V122H252V119H256L257 121H259L260 122V124L261 125H263V129H261V132L262 131H264V114H263V111H264V54L263 53H261L260 54V50H259V52H258V56L255 58V60H254V62L253 63H251L250 65H248V66H242V67H238V68H236L237 66H235L234 67V65H233V67L231 68V67H228L227 66V63L226 62H223L222 63V58H221V51L220 50H222L221 49V46H220V43H222V41L224 40V39H228L229 41H235V40H238V39H240L245 33H247L249 30H251L252 28H254V27H256L257 26V24L254 22V20H252V19H250V18H247V20H243L244 18H246V16H241V17H237L236 19H235V21H233L232 23H229L227 26H225V27H222V28H219V26L218 25H220L219 24V22L217 21V16L220 14V12H221V10L219 9V7L217 6V5H215V4H211L210 2H208L207 0H159L158 2L157 1H155V4L156 5H160V2H161V5H160V7L162 6V10L157 6V8H154V9H151L150 10V12L153 14H151V13H149V12H145L144 11V9L145 10H148V9H150V4L147 6V7H141L140 5L141 4H144V3H146V2H150V0H139V2H138V0H125V2L123 1ZM129 3H127V2ZM261 1H263V0H239V2H240V4L241 5H243V6H251V5H253V4H257V3H259V2H261ZM10 2H11V0H10ZM108 2V3H107ZM134 2L136 3V4H134ZM1 3V4H2ZM102 3V4H101ZM104 3V4H103ZM107 3V4H106ZM124 3H127L126 5L124 4ZM56 4V5H55ZM96 4V5H95ZM131 4V6H136L135 7V9L133 8L132 10H130L129 8L131 7V6H129ZM139 4V5H138ZM163 4V5H162ZM3 5H5L4 3H3ZM9 5H13V4H9ZM49 5V6H48ZM55 5V6H54ZM61 5V4H60ZM123 5H125L126 6V8L125 7H123ZM54 6V7H53ZM81 6V7H80ZM94 6H95V8H94ZM165 7V8H164ZM72 8V9H73ZM76 8V9H75ZM83 9L82 11H81V9ZM102 8V7H101ZM147 8V9H146ZM19 9V10H20ZM27 9V10H26ZM53 9V10H52ZM68 9V8H67ZM85 9V10H84ZM126 9V10H125ZM159 9V10H158ZM163 9H168L166 12H165V10L163 11ZM51 10H52V13H50L51 12ZM89 10H90V12H89ZM128 10H130V12L128 11ZM134 10V11H133ZM154 10H155V12H154ZM156 10H158V12L156 11ZM161 10V12H159ZM21 11V10H20ZM109 12L111 11L110 10V8H109V10H108ZM107 11V12H108ZM131 11H133V12H131ZM140 11H144L145 13H143V14H141L140 15V13L139 12ZM163 11V12H162ZM49 12V13H48ZM154 12V13H153ZM165 12V13H164ZM48 13V14H47ZM55 13L57 14L56 16H55ZM90 14V15H87V14ZM146 14V15H145ZM151 15V18L149 17L148 18V16L147 15ZM154 14H157V16H155ZM159 14H161V16H159ZM22 17H21V16ZM45 15V16H44ZM50 15V16H49ZM106 15V14H105ZM105 15H104V19L106 18L105 17ZM149 15V16H150ZM82 16V17H83ZM94 16V17H93ZM154 16V17H153ZM54 17V18H53ZM57 17V18H56ZM146 18V19H144V18ZM161 17V18H160ZM168 17V18H167ZM73 18V17H72ZM72 18H70L69 19V21L71 20L72 21ZM92 18H94V19H92ZM141 18H143V19H141ZM154 18V19H153ZM50 19V18H49ZM104 19H103V22H104ZM132 19V20H131ZM155 19H157V20H155ZM162 19H165L164 21L162 20ZM73 20V21H74ZM107 20V19H106ZM127 20H130V22H127ZM146 20H148V22H146ZM101 21H102V19H101ZM121 21V22H122ZM162 21H163V23L165 22V24H163L162 23ZM42 22V23H41ZM81 22V21H80ZM84 22V23H83ZM152 22V23H151ZM92 23L93 22H86L85 23V20H83L82 21V23H81V25H78L76 28H74V29H72L71 31H73V32H75L76 34H78L77 36L81 39V40H84V41H81L79 38H77L76 40H75V38H73L71 35H73L72 34V32L71 31H65V28L63 29L62 28V26L60 27L59 25H58V27H60L58 30L60 31V35H58V32H56L57 34H55L54 35V33L51 31V33H48L47 35L48 36H56V38H58L57 40V43L59 44V41H60V39H63V41H64V39H68L66 42H63L62 40H61V42H62V45L61 44H59L60 46H63V47H60L59 48V50L58 51H61V49H63L64 47H66V50H69V49H71L72 47H71V45L69 44V43H73V44H75L76 42H80V43H83V42H85V41H87V39H88V37H90V36H92L93 37V35H95L94 33H93V29H92ZM97 23V24H98ZM145 23L148 25H145ZM150 23V24H149ZM158 23H162V24H159V26H158ZM89 24V25H88ZM128 24V25H127ZM51 25V24H50ZM139 25V26H140ZM149 25H153V28H152V26H149ZM176 26V28L177 29H173L172 30V28H174L175 26ZM144 26V27H143ZM145 26H146V29H145ZM177 26H179V28L181 29H179ZM184 26V27H183ZM42 27V26H41ZM57 27V28H58ZM134 27H136V26H134ZM132 28V29H136V28ZM150 27V28H149ZM76 29V30H75ZM147 29H149V30H147ZM169 29V30H168ZM56 30V29H55ZM84 30H86L87 31V34L86 33H84ZM154 30V31H155ZM165 30V31H164ZM167 30H168V32H167ZM178 30H180L181 32H180V34H179V31ZM220 30V31H219ZM62 31V32H61ZM65 32V34L63 35H61V33H64ZM122 31V30H121ZM127 31V30H126ZM147 31V32H146ZM161 31H162V34H164L165 36H163V38H162V34H160L161 33ZM176 31V32H175ZM40 32L42 33V34H45V32L43 31V30H40ZM66 32L69 34V35H67L66 34ZM80 32H81V34H80ZM84 34H83V33ZM136 33H134V34H130L129 36L131 37V36H133V35H138L140 32H141V30L140 31H138L139 33H137V31H135ZM178 32V33H177ZM183 32V33H182ZM169 33V34H168ZM173 33H174V35L175 36H173ZM181 33H182V35H181ZM260 33L262 34V33H264V31L262 30V31H260ZM49 34H51V35H49ZM75 34V35H76ZM117 35V33H115V31H113L112 32V35ZM120 34H121V32H120ZM142 34V35H141ZM141 34L140 35H138L137 37H138V39L139 38H141V40L142 41H144V39H145V36H144V38L142 37L143 36V32H141ZM166 34H168V35H166ZM186 36H184V35ZM243 34V35H242ZM74 35V36H75ZM45 36H46V34H45ZM45 36H42V38H43V40H45ZM48 36H46V37H48ZM65 36H67L66 38H64ZM122 36H123V34H122ZM124 36H126L125 34H124ZM178 36H179V38H178ZM239 36H241L240 38H239ZM61 37H63V38H61ZM133 37H136V36H133ZM136 37V38H137ZM166 37H167V39H166ZM173 37V38H172ZM180 37L182 38V37H184V38H182L181 40H180ZM42 38L41 37H39V39L41 40V41H43L42 40ZM70 38V39H69ZM172 38V39H171ZM179 39V41H178V39ZM7 39H9V38H7ZM6 39V40H7ZM38 39V40H39ZM175 39H176V41H175ZM39 40V41H40ZM140 39H139V42L140 43H143L142 41H141ZM159 41V42H160ZM10 42V43H9ZM9 42L8 41H5V47H4V49H3V52H2V50H0V59L2 58L4 61H1L0 60V77H1V75H2V72H1V70H2V65H1V63H3V64H5L6 62H5V58H7V57H9L10 59L13 57V55H12V53L15 55V54H17L19 51H22V53H23V55L24 56H26L27 55V52H28V55L29 54H31V56L32 55H34L33 57L35 58H33V60H38L39 59V56H37V55H35V54H32V52H36L37 50H36V48L37 47H39L40 49L42 48V43L41 44H39V45H41V47L39 46V45H37L34 49H28V48H26V49H22V48H18L17 47V41L15 42L14 41V39L12 38V39H10L9 40ZM60 42V43H61ZM16 43V44H15ZM122 43H123V41H122ZM125 43V42H124ZM123 43V44H124ZM140 43H137V44H139L140 45ZM161 43V44H162ZM93 43H85V44H82V46H79L78 48H90L91 50L93 49V48H95L96 46H95V44H93ZM126 44V46L125 45H123V46H125V47H128V46H131V44L129 45L128 44V46H127V43H125ZM144 44H145V46L147 45L145 42L143 43V46H144ZM173 44V45H172ZM16 45V46H15ZM90 45V46H89ZM115 45V44H114ZM114 45H112L115 49H114V51H116V53L115 54H118L117 53V49H116V45L114 46ZM137 46L136 48H138V47H142V46ZM142 45V44H141ZM152 45H156L154 48H153V46ZM8 46V47H7ZM10 46V47H9ZM121 46V45H120ZM122 46V47H123ZM264 46V43L262 44V47L261 48H264L263 47ZM54 47V46H53ZM53 47H51L52 49H55V48H53ZM57 47V46H56ZM124 47V48H125ZM157 47V48H156ZM163 47V48H162ZM3 48V47H2ZM152 48V49H151ZM172 48V49H171ZM40 49H38L39 51H40ZM77 49V48H76ZM160 49H162V50H160ZM36 50V51H35ZM64 51H65V49H63ZM61 51L62 53L64 52V51ZM122 51H124V49H121ZM157 50V51H156ZM17 52V53H14V52ZM120 51V50H119ZM121 51V53L123 54V56L124 57H121L120 55H121V53L119 52V56H117V58L119 59V58H121V59H119V61L118 62H120L121 64H123L122 66H124L123 68V73H122V75H123V77H125L126 76V73L129 71V69L130 68H134L135 66V70H137V69H139V67L138 66H141V64H142V62H143V60H145V59H150V58H152V57H154V55L151 57V55H148V53H147V58L145 57H143V59L142 60H139V57H142V55L141 54H137V55H133V59H131L132 57H130L129 56V54L128 53H131V52H122ZM154 51V52H153ZM5 52V53H4ZM65 52H67V51H65ZM73 52H74V55H75V57H76V60L78 61V62H76V60H75V58H74V61L72 62V60H71V64L72 65H70V64H67L66 66L68 67V68H70L71 66L75 69L74 71H75V73H79L80 72V75H78L79 77H77V80L78 81H80L81 80V78L82 77H84V78H82L83 80L82 81H85V85H86V87H88V85L89 84H86V83H89V82H91L90 83V85H94V87H97V88H103V91H105L106 90V93L104 92V93H102V91H100V93H99V96H98V98L100 97L101 99H103V97H111V99L110 100H113L114 99V95L112 96V94H114L115 93V99L114 100H116L117 99V101L119 100L121 103L123 102V100H121L120 98H121V96L125 93V91H123L124 90V84L125 83H127V80H126V78H121V77H118L117 78V80H116V75H118V74H120L119 72H117V74L115 73V70H113V71H111V75L113 76V77H111V76H109L106 72H104L103 70H102V73L104 74V75H106L105 77H100V75H102L101 74V72H100V70L98 71V68L101 66H99V65H97L96 63H95V65H96V68H97V70H96V68L95 67H93V66H95V65H91L92 67H93V70H96V73H98L99 75V77H97V74L94 72L93 74H92V70H88L87 71V69H89V68H87V63L88 62H90V60L89 61H87L88 59L87 58H90L89 56L87 57V56H84L83 57V55L81 54V53H79L78 51H76V50H73ZM146 52V51H145ZM153 52V53H152ZM166 52V53H165ZM4 53V55H2ZM79 53V54H78ZM172 53V52H171ZM171 53H168V54H170V57L171 58H173L174 59V62H172L173 64H172V66L174 65V63L176 64V60H175V55L173 56V54H172V56H171ZM114 54V58H116L115 55ZM126 56H125V55ZM259 54L260 55H263V56H260L261 58H259ZM27 55V56H28ZM65 54H63V56H64ZM159 55V56H158ZM30 56V57H31ZM66 56H68L67 55V53H66V55H65V58H67ZM138 56V57H137ZM165 56H166V58H165ZM69 57V56H68ZM74 57V56H73ZM73 57H71V59H73ZM78 57V58H77ZM82 57V59H84V61L81 59L80 60V58ZM134 57H136L137 58V60H135L136 58H134ZM148 57H150V58H148ZM154 57V58H155ZM86 58V59H85ZM114 58H112L111 59V61H117V59H114ZM8 59V58H7ZM173 59H171V60H173ZM179 58H177V61L178 60H180ZM121 60V61H120ZM130 60H131V62H130ZM161 60V61H160ZM169 60V61H168ZM91 61H93V60H91ZM74 62H76V64L77 63H79V64H77L78 65V67L80 68V67H86L85 68V70L86 71H84L83 69L84 68H80L81 70H79V68H77V66H76V64L74 63ZM82 62H83V64H82ZM124 62H125V64H124ZM129 62H130V64H129ZM136 62V63H135ZM132 63L133 64H135V65H132ZM179 63H181L180 65H179ZM85 65V66H81V65ZM127 64V65H126ZM113 64H111V66H112ZM196 67H195V66ZM90 66V64H88V67ZM127 66V67H126ZM179 66H181V67H179ZM232 66V65H231ZM92 67H91V69H92ZM113 68H114V65L112 66ZM126 67V68H125ZM188 67V68H189ZM200 67V68H199ZM196 68H197V70H196ZM202 68H204V69H206L205 71H206V73H207V75H209L210 77L208 78L205 74H202L203 72H202ZM169 70V71H165V70ZM76 71H79V72H76ZM81 71H84L85 73L84 74H82L81 75ZM91 72V75L89 74L90 72ZM131 71V70H130ZM174 71V72H173ZM177 71V72H176ZM181 71H183V70H181ZM200 71V72H199ZM126 72V73H125ZM169 72V73H168ZM106 73V74H105ZM197 73H198V75H197ZM200 73V74H199ZM94 74H96L95 76H94ZM124 74H125V76H124ZM143 74V73H142ZM95 77V81H93V79L94 78H92L93 76ZM148 75V76H147ZM176 75V74H175ZM202 75H203V78H202ZM103 76V75H102ZM142 76V75H141ZM150 74H147L146 73V75L145 76H143L144 77V79H146V81H149V83L151 84V87H154V85H155V82H157V81H155L156 80V78L158 77L159 78V76L157 75L156 76V78L155 77H153V76H151ZM184 76H185V78H184ZM86 77H91V79L89 80V82L87 81V78ZM201 77V78H200ZM154 78V79H153ZM181 78H184L183 80L181 79ZM211 78V79H210ZM215 78V80H213ZM120 79L122 80L121 81V83L119 82L120 81ZM150 79H153L152 81L150 80ZM205 79H208V80H205ZM72 80V79H71ZM200 80V81H199ZM98 81V82H97ZM110 81H112V82H114V83H111L110 85L111 86H113V88H111L110 87V85H109V82ZM124 81H126V82H124ZM178 81H176V82H178ZM188 81H187V83H188ZM202 81L205 83H203L204 84V86L202 87L203 88V90H202V88H201V83H202ZM215 81V82H214ZM72 82L74 83L75 82V79L74 80H72ZM101 82V83H100ZM198 82L200 83V84H198ZM215 84H214V83ZM70 83H71V81H70ZM72 83V84H73ZM84 83V82H83ZM116 83H118V85L116 84ZM124 83V84H123ZM103 86H102V85ZM106 84H108L109 85V87H107L106 86ZM113 84V85H112ZM157 84V83H156ZM178 84H179V82H178ZM183 84V83H182ZM117 85V86H116ZM184 85H183V87H184ZM73 86V85H72ZM122 86V87H121ZM206 86V87H205ZM85 87V88H86ZM93 87V88H94ZM105 87L106 88H110V89H112V90H108V89H105ZM157 87H158V84L156 85V89H157ZM191 87V88H190ZM187 88H189V92H191V93H189L188 92V90H187ZM198 88H200V90L198 89ZM212 88V91L210 90ZM80 89H82L83 90V88H80ZM88 89V88H87ZM90 89V88H89ZM105 89V90H104ZM114 89V90H113ZM122 90L123 92H121L120 91V98L118 99V92H119V90ZM116 90V91H115ZM187 90V91H186ZM192 90V91H191ZM88 91V90H87ZM108 91V92H107ZM186 91V92H185ZM209 91H211V92H219V96L221 97V93H225V94H223L222 96V101H220L221 102V104H220V102H218L217 104H219L218 106H217V104L215 105V106H213L208 100H210L211 102L213 101L214 102V99L215 98H218V95H217V97L216 96H213L212 95V93L211 92H209ZM192 92H194V93H192ZM234 92H236V94L234 95V94H232V93H234ZM108 93H110V94H108ZM112 93V94H111ZM200 93V94H199ZM201 93H202V95H201ZM101 94H103L102 96H101ZM105 94V95H104ZM107 94V95H106ZM188 94H190V95H188ZM193 94V95H192ZM199 94V95H198ZM13 96V95H15V93L13 94L12 92H11V94H10V96ZM125 95V94H124ZM190 96V97H196L195 95H198L197 97H196V101L198 102H194L190 97H188V96ZM204 95H205V97H209V96H213V97H215L214 99H210V98H208L207 100L205 99V97H204ZM236 96V99L234 98ZM124 96H122V99H125V97L123 98ZM213 97H211V98H213ZM99 98V99H100ZM183 98V97H182ZM194 99V98H193ZM110 100L109 99H106V103L108 102V104L107 105H109V103H112V102H114V100L112 101V102H110ZM200 100H201V102H200ZM205 101V102H204ZM207 101V102H206ZM202 102H203V104H202ZM209 102V103H208ZM212 102V103H213ZM205 103H207V110L206 109H201L202 108V106L204 107V105L206 106V104ZM118 104H119V102H118ZM123 104V103H122ZM202 104V105H201ZM210 104V105H209ZM214 104H215V102H214ZM121 105V104H120ZM212 105V106H211ZM22 106V105H21ZM24 106H26V104L24 105ZM115 106V105H114ZM197 106V107H196ZM210 106V107H209ZM116 107L118 108V112H122L123 113V111H125V114H124V116L125 115H128V112H127V110H125L126 108H123V106H121V107H119V105H116ZM115 107V108H116ZM214 107V108H213ZM217 107V108H216ZM211 108V109H210ZM215 109V110H213V109ZM154 108H152V109H150V110H153ZM209 109H210V111H209ZM245 109H248V110H246L245 111ZM202 110H204V111H202ZM115 111H116V109H115ZM205 111L206 112H208V114L210 115V117H213V119H211V118H206V115L205 114H202V113H205ZM13 112H15V111H13ZM12 112V113H13ZM153 112H155L156 114H157V111L154 109L152 112L151 111H149L148 113H150L151 114V116H152V114H153ZM202 112V113H201ZM252 112V113H251ZM147 113V115H149ZM155 113L153 114V115H155ZM121 114V113H120ZM215 114V115H214ZM251 114H253L252 116H251ZM13 116V114H10V115H7V116ZM220 115V116H219ZM11 116V117H12ZM150 116V115H149ZM156 116V115H155ZM118 119H120V118H122L123 117V115L120 117V115H118ZM216 117V118H215ZM254 117V118H253ZM3 118V117H2ZM157 118V117H156ZM155 118V119H156ZM196 118V119H195ZM8 119V118H7ZM195 119V120H194ZM226 119V122L224 121ZM213 120L215 121V123L213 122ZM8 120H6V121H4L3 122V120H0V127H2V125L4 124V123H6ZM198 123H197V122ZM195 122V123H194ZM213 123V125H211V126H208L209 124H211V123ZM219 122V123H218ZM9 123V122H8ZM11 124H14V123H12V122H10ZM10 123L8 124V125H6L7 127H9V125H10ZM30 123V122H29ZM28 123V124H29ZM118 123H120V122H118ZM152 123H155V122H152ZM151 123V124H152ZM218 123V124H217ZM66 124V123H65ZM120 124H122V123H120ZM237 125V129H236V126ZM149 127H150V125H148ZM152 126H154L155 127V124L154 125H152ZM151 126V127H152ZM202 126L204 127V128H202ZM32 127V126H31ZM121 127H123V125H121ZM153 127V129H155ZM143 128V127H142ZM146 128V127H145ZM145 128H143V129H145ZM125 129V128H124ZM123 128H121V132H124V131H126V130H124ZM142 129V130H143ZM204 129V130H203ZM142 130H140V131H142ZM13 130L11 129H9V132H8V129H4V127L0 130V137H4V136H6V134L7 133H11ZM134 131V130H133ZM132 131V132H133ZM138 131V130H137ZM136 131V132H137ZM140 131H138V132H140ZM22 132V131H21ZM19 133V137L18 138H23L24 137V135H25V137H26V133H24L23 132V134L22 133ZM60 132L62 133V135L60 134ZM60 132H59V135H60V138L61 139H65L66 138V136H64L65 135V133L63 134V131L62 130H60ZM131 132V133H132ZM137 132V133H138ZM134 133V135H136L135 134V132H133ZM199 133H200V131H199ZM2 134H4V135H2ZM127 133L125 132L123 135H121L122 136V139H117L118 140V142L117 143H124V142H126L127 141V139L129 140V138H127L128 136L129 137H136V136H134L133 134H131L132 136H130V134L128 133V135H126ZM149 134V133H148ZM204 134V133H203ZM8 135V134H7ZM126 137H125V136ZM211 135V136H210ZM21 136V137H20ZM63 138H62V137ZM149 136V135H148ZM175 137H176V135H174ZM179 134H178V137L177 138H179ZM212 136H213V138H212ZM24 137V139H26ZM33 137V136H32ZM31 137V138H32ZM211 137V138H210ZM31 138H29L28 137V135H27V139L29 140V141H26V140H24V142H25V145H31V144H35L34 142H38V140H40L39 138H32V140H30ZM137 138H138V136H137ZM140 138V137H139ZM183 138V135H181L180 136V138L179 139H182ZM219 138H224L223 139V141L221 140V141H219ZM63 139V140H64ZM141 139V138H140ZM151 139V137L149 138V141H151L150 140ZM170 139H172V138H170ZM260 139H263L264 140V136H261L260 137ZM101 140H103V141H106L105 139H101ZM116 140V141H117ZM148 140V139H147ZM120 141H122V142H120ZM139 141V140H138ZM141 141H143L142 139H141ZM163 141H165V139H163ZM27 142V143H26ZM129 142V141H128ZM128 142H126V143H128ZM140 142V141H139ZM183 142V144H181ZM117 143H116V145H117ZM165 143H166V141H165ZM122 144H121V146H122ZM162 144H164V143H162ZM258 144H259V142H257V140H256V145H257V148H255L256 149V151H258V150H260V149H264V143H261L260 144V146L258 147ZM200 145V146H199ZM37 146H39L38 144H37ZM181 146V147H180ZM198 146V147H197ZM20 147H21V145H20ZM182 147H183V149H185L184 147H186V148H188V149H190V148H192V149H198V150H196L197 152L198 151H201L200 152V154H198V155H196L195 157H194V153H193V151L191 152V151H188V149H187V151L190 153V154H192L193 153V156H191L190 154H188V152H184L183 150L181 151V149H182ZM23 148V147H22ZM30 148H32V147H30ZM180 148V149H179ZM232 148H233V150H232ZM24 149V148H23ZM116 149L118 150V149H122L123 151H124V153H123V155L125 156V155H130L131 156V153L132 152H129L130 150H128V153L126 152V148L125 149H123L122 147L120 148V146H117L116 147ZM129 149V148H128ZM24 150H26L28 153L30 152V149L29 148H25ZM24 150H22L23 152H18V153H20V154H24L25 152H24ZM136 150H139V149H136ZM181 151V152H179V151ZM230 150H232L231 151V153H230ZM113 152L115 151L114 149L112 150ZM122 151V152H123ZM185 151H186V149H185ZM117 152H120L119 150L118 151H116L115 153H117ZM135 152V151H134ZM132 153L133 154V156H131V157H127L126 158V156H125V160H123V157L124 156H122L120 153V159H119V157L115 154L114 155V157H112L113 158V160H114V158H118V160L116 161V159L114 160V162H118V161H120L122 164H123V166H126V168H127V164H130V163H132V166H131V164L130 165H128V168L131 166L132 168L131 169H137V171H139V167H138V164H136L137 163V156H136V159H135V153ZM137 152V151H136ZM174 152H176V153H174ZM183 152V153H182ZM179 153V155H180V153H182L183 155H185V154H188V156L187 157H180V156H177V155H175V154H178ZM199 153V152H198ZM212 153V154H211ZM225 154V155H223V154ZM112 154V153H111ZM140 154V153H139ZM181 154V155H182ZM222 154V155H221ZM88 155V154H87ZM104 155V154H103ZM103 155H101V156H98V155H96L99 159H100V161L99 162H105L106 161V158L107 159H109L108 158V155H107V157L104 155V157H106V158H104V157H102ZM137 155V154H136ZM190 155V156H189ZM209 155H211L212 157H214V159H212V157L211 156H209ZM91 156V155H90ZM110 156V155H109ZM111 156H113V155H111ZM200 157V159H198V157ZM261 156H264V154H261ZM92 157V156H91ZM94 157H95V155H94ZM96 157V158H97ZM121 157H122V159H121ZM192 157H193V159H192ZM203 157V158H202ZM216 157V158H215ZM28 158V157H27ZM26 157L25 158H23L22 159V161H20V163L22 164V165H25V168H29V165H30V161H29V158L27 159ZM96 158H92L91 160L94 162L95 160H96ZM98 158H97V160H98ZM111 158V159H112ZM184 158V159H183ZM227 158V159H226ZM155 159V158H154ZM166 161L167 160H169V157H168V159H166V158H164ZM32 160V159H31ZM102 160V161H101ZM203 161L202 163L201 162H199V161ZM28 161H29V163H28ZM155 161H157L158 162V160L157 159H155ZM155 161H153V162H155ZM162 161V160H161ZM172 161V160H171ZM224 161V162H223ZM22 162H26V164H23ZM32 162V161H31ZM157 162L151 167V169L153 168L154 169V172H152V174L151 175H153V174H155V178H156V176H157V178H160V177H162L165 173H168V175L170 176V177H172V178H168V176H167V174H166V177H167V179H169V180H167L166 178H165V180H167V182L166 183H170V187H169V185L168 184H166L165 183V180H164V183L166 184V185H164V187L165 186H167V190H165V191H172V192H174L175 190L173 189V188H175L176 190H178V192H179V188H176L177 186H179V184L178 183H175L176 181H175V179H174V181H173V176L175 177V175H179L180 174V176H183L184 175V173L185 174H187L186 173V169H187V171H188V168H185V171H184V173H183V171L182 170H184V169H182V170H180L181 172H177L178 174H176V173H174L173 171H176V170H174V169H172V172H171V174H169L170 173V171H168V172H165V171H163L162 173H164L163 175H162V173H157L158 171H162V169L161 168H159V167H161L160 165H158L157 166ZM102 163H100V164H102ZM111 163H113L112 161H111ZM203 164V165H200V164ZM228 163V164H227ZM68 164H70V162L68 163ZM71 164H72V162H71ZM75 164V163H74ZM104 164V163H103ZM115 164V163H114ZM122 164H121V166H122ZM134 164H136V165H134ZM160 164V163H159ZM182 164V163H181ZM88 165V164H87ZM86 165V166H87ZM106 165L107 164H105V167H106ZM116 165H119V164H116ZM115 165V166H116ZM208 165V164H207ZM254 163H249L247 166H245V167H243V168H237V166L235 165V163H232V165L230 164V176L233 178H237L236 179V183H235V186H237V187H240V185H244L245 184V181L241 178V176H246V175H252V174H254V173H251L252 172V170H253V168H254ZM27 166V167H26ZM30 166H32V163H31V165ZM68 166V165H67ZM70 166V165H69ZM120 166V167H121ZM134 166V167H133ZM200 166V167H199ZM18 168H17V170H15V169H13V170H11L10 171V173L8 172L9 171V169L7 168L6 169V171H7V173L5 174L6 175V177H5V175L3 174V170H5L4 168H2V169H0V178L2 179V178H5V179H2V180H4V181H1V182H5V180H8V181H10V179H11V177H16L15 179H17L15 182H14V184L15 185H17V187H19L20 188V184L19 183H21L22 181L20 180V176H22L21 174L23 173H25V171L24 170H27L26 172V174H24L25 175V177H26V175L30 172V170L29 169H24V166H17ZM120 167H113L112 169L111 168H108L109 169V171H111V172H113L114 170H118ZM164 166H162V168H163ZM196 167V168H195ZM202 167V168H201ZM208 167H209V165H208ZM234 169V170H232V168ZM89 168V167H88ZM126 168H123V167H121L120 169L122 170V173L125 175V172L127 173L128 171H129V173H131V170L129 169L128 170V168L126 169ZM155 168H156V170H155ZM194 168H195V170H194ZM197 168H199L198 170H197ZM201 168V169H200ZM92 169V168H91ZM90 169V170H91ZM151 169H150V171H151ZM203 169V170H202ZM16 172H15V171ZM21 170V171H20ZM89 170V169H88ZM89 170V171H90ZM113 170V171H112ZM125 170H128V171H125ZM158 170V171H157ZM166 170V169H165ZM12 171H14L12 174H11V172ZM24 171V172H23ZM107 171V170H106ZM133 171V170H132ZM136 171V170H135ZM136 171V172H137ZM149 171V172H150ZM157 171V172H156ZM178 171V170H177ZM201 171H202V173H201ZM241 171V172H240ZM147 172V171H146ZM2 173V174H1ZM15 173V174H14ZM128 173V174H129ZM144 173V172H143ZM148 173V172H147ZM147 173H145V174H143L142 175V173H137V174H135L136 176L138 175H142V177L141 178H143V179H145V180H143V182L144 181H146V183L148 182L147 181V179L149 178V179H151V180H149V183H151L152 181H153V179L152 178H150V174L147 176ZM157 173V174H156ZM158 174H159V176H158ZM173 174V175H172ZM175 174V175H174ZM213 174V173H212ZM212 174H211V176H212ZM15 175H17V176H15ZM18 175H20V176H18ZM23 175V176H24ZM83 175H85V174H82L81 176H82V178L84 177ZM87 175H88V173H87ZM106 175H108V174H106ZM172 175V176H171ZM187 175H189V174H187ZM187 175H185L186 177H187ZM22 176V177H23ZM105 176V175H104ZM109 176V175H108ZM108 176H105V178L107 177L108 178ZM152 176V177H153ZM203 176V177H202ZM21 177V178H22ZM86 177V176H85ZM88 177V176H87ZM86 177V178H87ZM128 177H129V175H128ZM135 177V176H134ZM134 177H133V179H134ZM165 177V175L162 177V178H160L161 180H163V178ZM185 177V178H186ZM194 177H196V176H194ZM7 178H9V179H7ZM24 178V177H23ZM85 178V179H86ZM106 178V179H107ZM138 177H135V179H134V182H133V180H132V182L133 183H136V181L138 180V181H142V180H140V179H137ZM157 178L155 179V180H157ZM184 178V177H183ZM14 179V178H13ZM171 179V180H170ZM179 179H180V177H179ZM130 178H129V183H128V185L127 186H129V184H130ZM154 180V181H155ZM177 180H178V177H177ZM189 180H191V179H189ZM196 181H199V178H198V180L197 179H195ZM17 181L19 182V181H21V182H19V183H17ZM151 181V182H150ZM153 181V183H152V185L153 186H155L154 184L156 183V181L154 182ZM158 181V180H157ZM173 181V182H172ZM185 181V180H184ZM195 181V184L197 183ZM1 182H0V185H1ZM79 182V181H78ZM162 182V181H161ZM172 182V183H171ZM199 182H201V181H199ZM261 182H262V184H264V176H262V178H261ZM127 183V182H126ZM148 183V184H149ZM163 183V182H162ZM182 183V184H181ZM181 183H180V185L183 187L184 185V187H186V185L188 186V185H190L191 184V182L190 183H188V184H186L187 182H182L181 181ZM10 184H11V182H10ZM13 184V185H14ZM21 184H23V183H21ZM137 184V185H136ZM135 185V187L134 186H132V185H134V184H130V187L131 188H133V191L135 190V188L139 191V190H141V186H140V184H142V182L140 183V184H138V182L136 183ZM144 184V188L146 189V185H145V183H143ZM142 184V185H143ZM157 184H160V183H157ZM156 184V186L158 187L159 185H157ZM171 184H173V185H171ZM177 185L176 187H175V185ZM13 185L11 186H7L6 187V190L10 187H13ZM14 185V186H15ZM26 186H27V183L25 184ZM25 185H23L21 188H23V189H25L24 188V186ZM139 185V186H138ZM150 185V184H149ZM149 185H148V187H149ZM192 185V184H191ZM203 185H207L208 187H207V189H205L204 188V186ZM151 186V185H150ZM160 186H161V184H160ZM174 186V187H173ZM211 185L210 184H208V182L207 181H204L203 183H202V187H203V191H204V193L206 194V191L209 189V187H210ZM1 187H3L2 185H1ZM88 187V186H87ZM90 187V186H89ZM126 187V186H125ZM172 187V188H171ZM193 187V186H192ZM9 188V189H10ZM138 188H140V189H138ZM90 189H92V187H90ZM90 189L89 188H84V189H82L81 191H80V193H82L83 191H90ZM125 191H127L128 193H129V195H131V193H134L135 194V192L137 191V190H135V192H129L130 190V188L129 189H125V188H123ZM143 189V188H142ZM144 189V190H145ZM161 189H162V187H161ZM166 189V188H165ZM169 189V190H168ZM5 190V189H4ZM129 190V191H128ZM230 189H226L225 191H224V189L223 188H220V187H215L214 189H213V191L211 192V196H208L206 199H204V201L205 202H210L211 203V207H209V209H212V211L213 210H216L217 212H216V216L214 217V216H212V214H209L210 215V217L211 218H214L215 220L213 221V222H215V223H217L216 225L217 226H220V225H222L219 229H217L219 232L220 231H224L225 233H229V235H226V236H229V238L228 239H226V240H223V242H227V245H230L232 248H233V250L234 251H232V253H234V255H232L233 257H241V261H247L248 260V257H249V253L248 252H250L252 249H254V248H257L256 249V251L257 252H255V254L256 255H258V256H260V253L259 252H261V250H259V249H262L263 247H264V245H263V243H261V239L262 238H264V224H263V220H264V198H262L261 199V201L259 200V204H260V206H261V208L262 209H260V211H257L255 214L256 215H254L255 216V222H252V219L253 218H251V217H248L247 218V221L246 222H244L245 220H240V222H239V220H238V222H237V220H235V221H233V222H231V223H227V220L225 219V217H226V210H224V203H226L225 202V192H228ZM132 191V190H131ZM165 191L164 190H156V191H154V193L156 192V194H159V192H160V196L161 197H163V196H165ZM185 191H187V192H185ZM184 192V196H186L187 194L186 193H189V191L188 190H185ZM38 191H36V193H37ZM124 192V191H123ZM126 192V193H127ZM141 192H142V190H141ZM145 192V191H144ZM143 192V193H144ZM39 193H41V192H39ZM125 193V194H126ZM127 193V194H128ZM232 193V192H231ZM25 195L27 194V193H24ZM23 194V195H24ZM126 194V195H127ZM146 194V193H145ZM148 194V193H147ZM146 194V195H147ZM156 194L154 195V199H156V197L158 196H156ZM1 195V194H0ZM22 194L20 195V197L21 198H17L16 200L17 201H15V200H13V203H14V201H15V204L16 203H18L20 200L22 201V197H23V199L26 197L27 198V195L24 197ZM126 195H124V196H126ZM182 196V192H181V194H179V196ZM2 196V195H1ZM34 196V198H35V195H31V196H29L28 195V197L30 198V197H33ZM132 196V195H131ZM171 198L169 199L170 201L172 200V202H173V200L174 199H177V200H175L176 202H178V200L181 198V196H180V198H178L179 196L176 194V196H177V198H176V196H174V198H173V196H172V194L171 195H169ZM227 197H229L228 195L226 196V198ZM28 198V199H29ZM160 198V197H159ZM202 198V197H201ZM204 198V197H203ZM5 197H3V200L5 201ZM36 199H38V198H36ZM40 200L39 201H41L42 200V198H39ZM157 199H158V197H157ZM156 199V200H157ZM168 199V198H167ZM166 199V200H167ZM229 199H231L232 200V198H230L229 197ZM19 200V201H18ZM26 201H29V200H27V199H25ZM24 200V202L26 203V204H24L23 202H21L20 201V203H23V204H17V205H19V206H17V207H20V206H24V207H28V206H30L31 205V203H30V205L28 204V202H26ZM32 200V199H31ZM34 201V200H33ZM33 201H32V203H33ZM38 201V202H39ZM174 201V202H175ZM36 201H34V203H35ZM12 203V204H13ZM40 203V202H39ZM156 203H158V202H156ZM203 205H205L203 202H201ZM7 204H9L8 206H13V205H11L10 203H8L7 202ZM227 204V203H226ZM4 204H3V202H2V206H1V204H0V207H2V208H5V205L3 206ZM25 205H27V206H25ZM35 205H36V203H35ZM38 205V204H37ZM41 205V204H40ZM34 206V205H33ZM39 206V205H38ZM21 208L22 209V211H23V209H25V208ZM36 207V206H35ZM34 207V208H35ZM10 208V207H9ZM12 208V207H11ZM8 209L7 208V205H6V209L8 210V212L9 213H11V210L13 209ZM14 208H16V206L14 205ZM29 208V207H28ZM18 210H21L20 208H17ZM17 209H14L15 211H17ZM33 209V207H30V211ZM37 209V208H36ZM7 210H6V213H8L7 212ZM10 210V211H9ZM26 210V212H27V209H25ZM25 210H24V214H22V213H19V215L21 214L22 216L24 215L25 217L27 216V214H26V212H25ZM28 210V211H29ZM5 211V210H4ZM13 211V210H12ZM22 211H20V212H22ZM34 211H35V213H36V210L34 209ZM80 211V210H79ZM79 211H76L77 212V214H76V216L79 214ZM32 212V211H31ZM30 212V213H31ZM75 212V209H74V211H71V213H70V215L71 216H69V217H72V218H75L73 215L76 213ZM74 213V214H73ZM5 213L3 212V215H4ZM14 217L13 218H18V216H16L15 217V214H13V213H11ZM28 214H29V212H28ZM73 214V215H72ZM1 215V214H0ZM3 215H2V217H3ZM7 215V214H6ZM9 215V214H8ZM20 215V217H22ZM24 216H23V218H24ZM68 216V215H67ZM1 217V216H0ZM4 217H5V215H4ZM19 217V218H20ZM12 218V219H13ZM7 219H9V218H7ZM21 219V218H20ZM76 219V218H75ZM219 220V222H218V220ZM5 220V219H4ZM21 220H23V219H21ZM14 221V220H13ZM13 221H11V223L13 222ZM87 221H88V219H85V218H82V219H80V221L78 222V220H77V222H72V223H69V225H68V227L70 228V230H71V233H68L69 234V239H73L74 241L76 240V239H79L84 245V247H82L81 249H80V251L82 250V252L84 253H86V252H89L90 250V248L94 245V246H97V243H100L101 245H98V246H100L101 247V249L103 248V249H105V246H104V241H102L101 239L99 240V238H96V236H93L92 235V233L90 232L89 233V229L90 230H94L93 231V234H94V232L96 231L95 230V227L94 226H92L89 222V226L87 225ZM16 222V221H15ZM14 222V223H15ZM18 222H22V221H19L18 220ZM33 222H34V220H33ZM242 222V223H241ZM250 223V226H252L253 227V225H254V227H256L255 229L256 230H258V231H261V233L260 234H252V232H250V229H248V226L246 225V224H249ZM16 224V223H15ZM19 224V223H18ZM179 225L178 226H180L181 224L180 223H178ZM20 225H22V223H20L18 226H16V230L15 231H17V227H18V231L17 232H15V233H18L19 232V230L22 228V226H20ZM24 225H25V223H24ZM33 225V224H32ZM240 225H242V226H245V227H247L246 229L245 228H243L242 229V231H240V232H238V230H239V227H240ZM259 225V226H258ZM258 226V227H257ZM90 227V228H89ZM23 228H26V226H24ZM40 230H38V232L39 233H37L36 234V236L38 235V236H42V237H36L37 239H39V238H41V240L39 239V241H37L36 239H35V235H33L34 236V239H33V241L34 240H36V242L37 243H39L38 245H40V246H44V245H46L47 247L49 246H52V248H47V247H45L44 246V248L46 249L45 251H46V255H49L48 253H50L49 252V250L52 252V257H54V253L56 252L55 250H56V246L58 245L57 243L60 241L61 242V240H59V241H53L54 243H56V245L53 243V245H51V242H52V240L51 241H49L50 240V237H49V239L47 240V238L48 237H46L47 235H45L44 234V231H43V233H42V231H41V228L40 227H38ZM176 228H178V227H176ZM33 229H35V230H33ZM33 232L35 231L36 232V230H37V228L33 225ZM44 230H46V226L43 228ZM2 232V231H1ZM13 232V233H14ZM218 232V233H219ZM3 233V232H2ZM20 233V232H19ZM97 232H95V234H96ZM22 234V233H21ZM44 234V235H43ZM94 234V235H95ZM97 235V234H96ZM90 236L92 237V241H93V243L91 242V238H90ZM225 235H221V237H224ZM226 236H225V238H226ZM3 237V238H2ZM2 237H1V235H0V264L1 263H3V264H5V262H6V264H7V261H12V259H13V255L14 254H9V253H7L6 252V250L7 249H12V248H9V247H12L11 245L5 250L4 249V247L7 245V243H6V239L4 240V238H6L5 236H3L2 235ZM30 238H33V237H30ZM30 238H28L27 239V241L28 240H30ZM93 238L94 239H97L96 241H98V242H94L95 240H93ZM220 239V238H219ZM57 240V239H56ZM31 241V243H33V241H32V239L30 240ZM29 241V242H30ZM40 241L42 242L43 241V243H45L44 245H43V243H40ZM46 241H47V243H50V244H47L46 243ZM35 242V241H34ZM35 242V245H33L32 246V249H33V251H31V249L29 248V252L31 253L30 255L32 256H30V258H28V259H26V255H28L29 254V252L27 253V249H24V248H21V247H24V245L26 244V247L25 248H27V246H29V244L27 245V243L28 242H24V245H22L21 247H19L18 249L19 250H21V251H23L24 252V254L20 251V253H19V255L21 256V258L19 257V256H16L17 254H15V256L16 257H19V260H17L16 259V261L18 262V261H20V263L22 264V261H21V259H22V257H23V259H24V261H26V263H24V264H30L32 261H34V263L33 264H35V262H39L40 264H42L43 262H45V264H48V263H50V262H48L47 263V261H49V259L51 258V256H50V258L49 259H45V261H43L44 259L43 258H45V257H41V255L40 254H38V252L36 253V251L37 250H39V252L42 250L41 248H39L40 246H38L37 245V243ZM9 243V242H8ZM103 243V244H102ZM259 243L261 244V245H259ZM59 244H61V243H59ZM77 244H78V241H77ZM62 245V244H61ZM31 246V245H30ZM38 246V247H37ZM53 246L55 247V249L53 248ZM103 246V247H102ZM14 247V246H13ZM37 247V248H36ZM100 247H97V248H100ZM227 247V246H226ZM34 248L35 249H37L36 251L34 250ZM85 248V251L83 250ZM51 249H54V250H51ZM100 249V250H101ZM15 250V248L13 249V251ZM19 250H18V252H19ZM26 252H25V251ZM35 251V252H34ZM48 251V252H47ZM53 251H54V253H53ZM12 251H10V253H11ZM15 252H16V250H15ZM37 254V256H35V254ZM7 253V254H6ZM41 253H43L44 254V250H43V252L41 251ZM88 254V253H87ZM8 255V256H7ZM10 255H12V256H10ZM23 255V256H22ZM97 255V254H96ZM14 256V259L16 258ZM43 256V255H42ZM55 256H56V253H55ZM88 256V255H87ZM94 256V258L95 259H97L96 258V256H95V254H93V255H91V257H90V260H94V258H92ZM98 256V258H100L101 257V255L99 254V255H97ZM8 257L9 258H11V260H8ZM34 257V258H33ZM38 257V258H37ZM46 257H48V256H46ZM61 258V256H57V258ZM86 257V256H85ZM255 257V256H254ZM7 258V259H6ZM40 258H42L43 260H40ZM78 258V257H77ZM77 258H76V256L74 257V260L76 259L77 260ZM88 258H89V256H88ZM6 259V260H5ZM13 259V261H15ZM52 259H54V258H52ZM56 259V258H55ZM68 259H70V258H68ZM71 259L73 260V258L71 257ZM27 260H29V261H27ZM37 260H40V261H37ZM59 260H62V262L63 261H66V262H63V263H65V264H73V262H69V261H67V260H64L63 258H61V259H59ZM59 260H57L56 259V262L55 261H53V260H51L50 259V261L52 262V263H50V264H54V263H57V264H60V261ZM255 260H256V258L253 260L254 261V263H255ZM262 259L260 258V261H261ZM3 261H5V262H3ZM23 261V262H24ZM59 261V262H58ZM87 261H89V259L87 260ZM253 261L252 262H247V264H250V263H252L253 264ZM42 262V263H41ZM76 262V261H75ZM237 262H239V261H237ZM39 263H36V264H39ZM83 264H85V262H82ZM81 263V264H82ZM75 264H77V262L75 263ZM235 264H238V263H235ZM264 264V263H263Z\"/></svg>",
  "mask_w": 264,
  "mask_h": 264
}]
</instances>
